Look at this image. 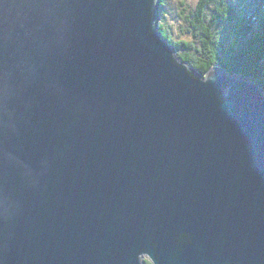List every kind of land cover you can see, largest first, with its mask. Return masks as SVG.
<instances>
[{"label": "water", "instance_id": "1", "mask_svg": "<svg viewBox=\"0 0 264 264\" xmlns=\"http://www.w3.org/2000/svg\"><path fill=\"white\" fill-rule=\"evenodd\" d=\"M161 16L0 0V264H264V88Z\"/></svg>", "mask_w": 264, "mask_h": 264}, {"label": "trees", "instance_id": "2", "mask_svg": "<svg viewBox=\"0 0 264 264\" xmlns=\"http://www.w3.org/2000/svg\"><path fill=\"white\" fill-rule=\"evenodd\" d=\"M167 0H162L160 29L196 73L221 66L264 88V0H198L186 21L192 39H175L167 26ZM150 264V263H148Z\"/></svg>", "mask_w": 264, "mask_h": 264}, {"label": "rangeland", "instance_id": "3", "mask_svg": "<svg viewBox=\"0 0 264 264\" xmlns=\"http://www.w3.org/2000/svg\"><path fill=\"white\" fill-rule=\"evenodd\" d=\"M167 2V13L164 17L167 26L171 29L172 36L177 40L192 39L197 41L193 32L189 31V25L185 18L190 10L197 7L198 0H167ZM180 52H184V50L178 51V53ZM144 258L146 257L144 256ZM148 263L151 264L149 260H147Z\"/></svg>", "mask_w": 264, "mask_h": 264}, {"label": "clouds", "instance_id": "4", "mask_svg": "<svg viewBox=\"0 0 264 264\" xmlns=\"http://www.w3.org/2000/svg\"><path fill=\"white\" fill-rule=\"evenodd\" d=\"M177 53H178V50H177ZM177 53H176V54H177ZM177 56H178V55H177ZM178 58H179V57H178ZM179 59H180V58H179ZM180 60H181V59H180ZM181 61H182V60H181ZM182 63H187V62H183V61H182ZM188 64H189V63H188ZM189 65H190V64H189ZM191 67H192V66H191Z\"/></svg>", "mask_w": 264, "mask_h": 264}]
</instances>
